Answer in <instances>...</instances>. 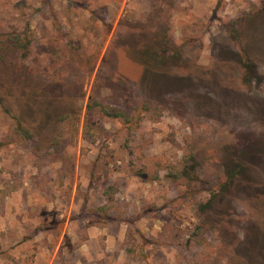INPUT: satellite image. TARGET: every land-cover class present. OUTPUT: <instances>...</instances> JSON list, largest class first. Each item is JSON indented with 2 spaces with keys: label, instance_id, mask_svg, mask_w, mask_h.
<instances>
[{
  "label": "rangeland",
  "instance_id": "obj_1",
  "mask_svg": "<svg viewBox=\"0 0 264 264\" xmlns=\"http://www.w3.org/2000/svg\"><path fill=\"white\" fill-rule=\"evenodd\" d=\"M14 31L0 264H264V0H0Z\"/></svg>",
  "mask_w": 264,
  "mask_h": 264
},
{
  "label": "trees",
  "instance_id": "obj_2",
  "mask_svg": "<svg viewBox=\"0 0 264 264\" xmlns=\"http://www.w3.org/2000/svg\"><path fill=\"white\" fill-rule=\"evenodd\" d=\"M24 33L20 32V31H14L7 34L6 40L8 42H6L5 40L0 41V86L3 87V89L7 90L10 89L12 84H21L23 83L22 79L19 78H15V74H17L21 68L24 67V63L23 60H21L23 57H25V55H27L28 52V47L30 44L29 40H26L25 37L23 36ZM8 38V39H7ZM157 45V44H156ZM20 53V57L18 58H13V56L15 57L16 55L14 53L16 52ZM146 52H150V50L146 51ZM166 49L164 48V46H160V48H157V50L153 51L152 55L149 57L147 63L149 65H157L158 63L161 62H166L169 58H173V56L170 54L168 56H165ZM17 60H21L18 61ZM56 82V81H55ZM28 101H30V98L28 99ZM46 100H44L43 102H41L42 108H40V116L44 118H42L43 120L50 117L51 114L53 113V111L57 110V108L54 107H48L49 104H45ZM104 107V106H101ZM101 111L104 114H108L107 110L104 108H101ZM14 119L16 120L17 124H20L21 119L20 116L17 115H13ZM241 165L238 166V170H230V167L226 169V179L223 183V186L226 185L228 182H230L233 178V176L237 173H241V171L244 168V165L238 161ZM235 163L237 164V161H235ZM235 173V174H234ZM108 188L105 189V194L109 195L108 193ZM109 200H111V196L108 197Z\"/></svg>",
  "mask_w": 264,
  "mask_h": 264
}]
</instances>
